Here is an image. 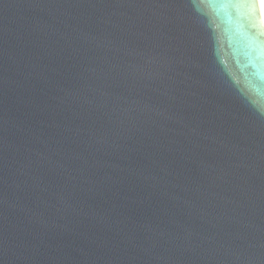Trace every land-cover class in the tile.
Listing matches in <instances>:
<instances>
[{
	"label": "water",
	"instance_id": "water-1",
	"mask_svg": "<svg viewBox=\"0 0 264 264\" xmlns=\"http://www.w3.org/2000/svg\"><path fill=\"white\" fill-rule=\"evenodd\" d=\"M0 264H264L256 0H0Z\"/></svg>",
	"mask_w": 264,
	"mask_h": 264
},
{
	"label": "bare ground",
	"instance_id": "bare-ground-1",
	"mask_svg": "<svg viewBox=\"0 0 264 264\" xmlns=\"http://www.w3.org/2000/svg\"><path fill=\"white\" fill-rule=\"evenodd\" d=\"M256 1H257L258 11H259V16L264 26V0H256Z\"/></svg>",
	"mask_w": 264,
	"mask_h": 264
}]
</instances>
